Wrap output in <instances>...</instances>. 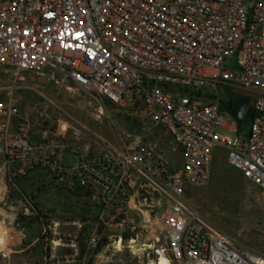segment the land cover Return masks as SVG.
Here are the masks:
<instances>
[{
  "label": "built area",
  "instance_id": "2783aa9c",
  "mask_svg": "<svg viewBox=\"0 0 264 264\" xmlns=\"http://www.w3.org/2000/svg\"><path fill=\"white\" fill-rule=\"evenodd\" d=\"M233 59L236 68L226 67ZM0 66L13 70L0 101L1 200L20 176L37 169L47 174L42 187L90 199L99 209L95 229L124 227L133 217L150 224L164 198L162 226L148 244L156 261L162 255L168 264H264V254L210 223L183 196L187 186L208 182L216 147L264 192V0H0ZM54 71L101 103L164 128L180 151L178 165L156 141L119 134L112 142L69 121L52 131L32 127L20 115L16 93L25 73ZM203 87L213 102L202 103ZM219 88L232 94L242 88L249 97L245 133L228 112L245 95L225 115L213 94ZM70 157L75 163L67 165ZM140 189L157 191V204H143ZM17 203L0 214L8 229L3 257L15 222L35 206L28 196ZM114 236L122 241V234ZM96 243L91 236L89 244Z\"/></svg>",
  "mask_w": 264,
  "mask_h": 264
},
{
  "label": "rangeland",
  "instance_id": "374dc122",
  "mask_svg": "<svg viewBox=\"0 0 264 264\" xmlns=\"http://www.w3.org/2000/svg\"><path fill=\"white\" fill-rule=\"evenodd\" d=\"M225 66L236 68L235 60H227ZM13 80V70L0 66V101L6 100L4 87ZM23 88L16 93L19 100L21 117L32 127L52 131L58 122L69 121L78 125H86L97 133L106 136L112 142H117L119 134L126 139L156 141L161 152L173 166H177L181 154L166 130L147 120L132 116L128 109L106 102L101 103L90 92L66 80L63 74L54 71L43 74L27 72L22 80ZM208 87L201 88L200 100L203 104L213 102L209 97ZM222 99L224 114L236 97L247 95L244 89L232 94L227 88H219L213 92ZM226 108V109H225ZM40 117L49 121L47 126H38ZM251 121L249 112L239 123L241 133H245ZM219 134H226L223 128H218ZM67 165L75 163L73 157L65 161ZM35 174H32L34 178ZM30 186L35 187V198L39 200L45 212L42 216L50 217V209L66 211L64 219L82 218L97 220L96 206L89 198L81 197L78 192L61 191L54 185L46 190H39L37 181L30 180ZM23 189H26L25 187ZM184 199L192 204L210 223L225 230L251 250L264 254V192L236 169L232 168L225 157V150L216 147L208 182L197 186H187ZM161 206L153 211L154 220L150 224L144 223L140 217H133L124 227L106 225L101 227L103 235L108 238L109 245L106 257H97L95 264H152L156 262V255L149 241L162 226L161 216L164 212L165 199ZM7 199H0V214L7 211ZM3 210V211H2ZM44 218V217H43ZM48 219V223H49ZM66 226V225H65ZM73 226V225H69ZM131 228H133L131 230ZM135 235L125 243L121 241V248H117L116 234L133 233ZM8 229L0 230V245ZM41 244L20 250V247L6 246L8 255H0V264H86L85 260H73L71 247L60 246L49 240ZM89 239V236L86 238ZM132 239V240H131ZM47 244L51 250L46 257ZM1 247V246H0ZM87 247V246H86ZM78 254V247H75ZM88 249V247H87Z\"/></svg>",
  "mask_w": 264,
  "mask_h": 264
},
{
  "label": "crops",
  "instance_id": "0c3cea01",
  "mask_svg": "<svg viewBox=\"0 0 264 264\" xmlns=\"http://www.w3.org/2000/svg\"><path fill=\"white\" fill-rule=\"evenodd\" d=\"M68 81L72 82L71 80H68ZM72 83L75 84L74 82ZM44 135L45 133L43 131H36V136L42 137ZM100 135L103 136L102 134ZM103 137L107 138L106 136H103ZM89 138H90V142L92 143H95V141H97V139L93 135H90ZM1 152L2 151H0V161L4 158L2 155L3 152L2 153ZM225 157H226V152H225ZM32 174H35L34 178H32L31 176ZM31 179L38 182L39 186L37 187V189L39 190H46L47 188L52 186V184L46 187L41 186L44 179L47 180V174L44 171H41L39 169L29 171L26 175L20 176L16 180L17 189H14L11 191V193L9 194V197L6 198L7 202L17 203L21 197L28 196L31 199H33L35 206H34L33 212L30 215L21 216L15 222L14 230L11 232L10 237H9L10 245L20 247L21 248L20 250H25L26 248L39 245L43 241H48L47 236L44 237V234L46 233L47 228H51V234H68V235L73 234V236H75L80 230V227L78 225L80 224V222H77L76 219H72V220L66 219V218L60 219V217H58V216L66 215L65 213L66 211H68V209H63V210L50 209V212L53 216L50 223H48L47 219H44L42 217V214L45 212V208H43L41 203L38 202L39 200L35 198L36 189L35 187L33 188L30 186L29 182ZM24 187L26 189H23ZM17 206L20 207L22 205L20 203H17ZM92 207L93 208H91L90 211L93 209V211H95L96 213L98 212L99 214V209L97 207L95 209L94 206ZM54 223H56L57 225H54ZM69 225H73V226H69ZM98 229H95L92 227L90 228L89 239L87 240V243H86V246L89 249L94 247L89 244L91 236L95 235L97 241L100 237V235L97 233ZM102 232H103V229H102ZM49 240L52 243H56L55 248H58L60 246L71 247L73 250V254H72L73 260H75V258L77 257V255L75 254L76 252L75 247H77V244L75 241H72L71 243H66V242H63L62 239L59 237H54L53 239L50 238ZM97 257L107 258V256L103 254H98L96 258ZM85 258L86 256L82 257V260H85ZM78 260H81V259L78 258Z\"/></svg>",
  "mask_w": 264,
  "mask_h": 264
},
{
  "label": "trees",
  "instance_id": "16d2710c",
  "mask_svg": "<svg viewBox=\"0 0 264 264\" xmlns=\"http://www.w3.org/2000/svg\"><path fill=\"white\" fill-rule=\"evenodd\" d=\"M165 86H167V85H165ZM48 123H49L48 120L40 117L37 125L38 126H42V125L47 126ZM42 217H44V219H47V220L49 219V221L51 222V219L53 216L50 215V217H47V216H42ZM58 217H60V219L64 218V216H58ZM93 222H94V220L82 218V225L80 227V230L78 231V233L75 236H73V234H71V235H68V234H51V228H47L46 233L50 236L49 239L50 238L53 239L54 237H59L62 239L63 242H66V243H71L72 241H75L77 244V247H78L77 258L82 259V257L86 256V258H87L86 264H95L96 256L98 254L108 255L106 247L109 244V242H108L107 236L103 235L102 229L99 228L97 230V233L100 235V237H99L96 245L91 249H89V248L87 249L86 238L89 236L90 228H91ZM134 235H135V232L123 233L122 234V241L125 243L130 238H132ZM48 247H49V245L47 244L46 257H49L51 254V250Z\"/></svg>",
  "mask_w": 264,
  "mask_h": 264
},
{
  "label": "water",
  "instance_id": "95a60500",
  "mask_svg": "<svg viewBox=\"0 0 264 264\" xmlns=\"http://www.w3.org/2000/svg\"><path fill=\"white\" fill-rule=\"evenodd\" d=\"M249 105V97L243 96L238 99L236 107H230L228 112L238 123H241L245 117L247 108ZM152 194L146 192L145 189L139 190V198L145 205H156L159 197V193L155 190H151ZM12 224L11 221H8Z\"/></svg>",
  "mask_w": 264,
  "mask_h": 264
},
{
  "label": "bare ground",
  "instance_id": "6f19581e",
  "mask_svg": "<svg viewBox=\"0 0 264 264\" xmlns=\"http://www.w3.org/2000/svg\"><path fill=\"white\" fill-rule=\"evenodd\" d=\"M0 199H1V196H0ZM2 214H3V212H2ZM8 217L12 218L11 215H9ZM4 223H5L4 219H0V230H5V224ZM3 244L4 243H2L0 246L2 247ZM116 246H117V248H121V242H117ZM152 264H168V263H167V260L161 255L158 257L157 261L155 263H152Z\"/></svg>",
  "mask_w": 264,
  "mask_h": 264
},
{
  "label": "snow or ice",
  "instance_id": "6c2138e0",
  "mask_svg": "<svg viewBox=\"0 0 264 264\" xmlns=\"http://www.w3.org/2000/svg\"><path fill=\"white\" fill-rule=\"evenodd\" d=\"M81 35H83V33H76L74 38H78V37L81 36ZM64 46H65V47H70V45H68V44H65ZM77 46H78V45H77ZM89 54H90V55H94V53H91V52H90Z\"/></svg>",
  "mask_w": 264,
  "mask_h": 264
},
{
  "label": "flooded vegetation",
  "instance_id": "af4514ba",
  "mask_svg": "<svg viewBox=\"0 0 264 264\" xmlns=\"http://www.w3.org/2000/svg\"><path fill=\"white\" fill-rule=\"evenodd\" d=\"M239 98H241V97H239ZM239 98L236 99V102L238 101Z\"/></svg>",
  "mask_w": 264,
  "mask_h": 264
}]
</instances>
